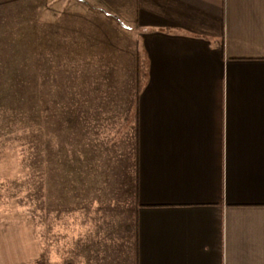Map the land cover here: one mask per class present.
Listing matches in <instances>:
<instances>
[{
  "label": "crops",
  "instance_id": "crops-1",
  "mask_svg": "<svg viewBox=\"0 0 264 264\" xmlns=\"http://www.w3.org/2000/svg\"><path fill=\"white\" fill-rule=\"evenodd\" d=\"M71 2L103 24L108 70L80 238L101 264H264V0Z\"/></svg>",
  "mask_w": 264,
  "mask_h": 264
},
{
  "label": "rangeland",
  "instance_id": "rangeland-1",
  "mask_svg": "<svg viewBox=\"0 0 264 264\" xmlns=\"http://www.w3.org/2000/svg\"><path fill=\"white\" fill-rule=\"evenodd\" d=\"M71 1L0 0V103L8 109L6 113H21L27 105L36 109L39 137L48 133L57 150L68 136L61 125L72 127L71 141L82 137L80 125L99 119L94 115L98 108L95 93L103 92L108 71L103 69V24ZM110 65L114 67V63ZM80 147L75 145L74 149L80 151ZM11 164L6 144L0 139V170ZM77 168L71 165L69 173L73 175ZM47 217L41 216L38 231L52 236L56 247L53 259L57 264L67 259L79 263L82 259L76 250L82 240L86 242L80 237L95 233L91 214L57 211ZM11 229L14 234L16 229ZM17 234L20 238L26 235Z\"/></svg>",
  "mask_w": 264,
  "mask_h": 264
},
{
  "label": "trees",
  "instance_id": "trees-1",
  "mask_svg": "<svg viewBox=\"0 0 264 264\" xmlns=\"http://www.w3.org/2000/svg\"><path fill=\"white\" fill-rule=\"evenodd\" d=\"M138 65L135 76L136 101L142 75ZM95 100L98 108L94 115L99 116L103 113L100 109L103 107V92L95 93ZM28 107L21 113L15 110L6 113L8 109L0 103V139L5 142L12 159L9 167L0 170V230L6 228V231H0V259L5 260L7 255L10 261L6 258L0 264H57L53 259L56 247L52 236L38 231V228L42 218L50 213L58 211L63 214L76 208L73 205L80 195L79 184L82 185L83 181L90 182L89 190L96 185L94 192H100L99 187L103 182V141L99 135L103 133V124L96 121L90 125L91 120L86 127L80 125L82 137L71 141L69 127H72L60 124L68 136L61 141L59 151L56 149L57 143L49 139L48 133L45 137H39L37 110ZM75 145L81 146L80 151L74 149ZM75 164L78 168L72 175L68 168ZM13 227L16 229L14 234ZM18 231L19 234L26 233L25 237L20 238ZM87 241L82 240L78 244L76 252L79 259L87 258L93 264H101L103 254L96 248L103 246V239L90 236ZM85 247L89 252L87 255L78 252ZM26 251H30V254ZM64 264L77 262L67 259Z\"/></svg>",
  "mask_w": 264,
  "mask_h": 264
}]
</instances>
